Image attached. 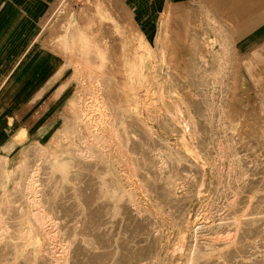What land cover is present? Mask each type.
I'll use <instances>...</instances> for the list:
<instances>
[{
  "label": "bare ground",
  "instance_id": "bare-ground-1",
  "mask_svg": "<svg viewBox=\"0 0 264 264\" xmlns=\"http://www.w3.org/2000/svg\"><path fill=\"white\" fill-rule=\"evenodd\" d=\"M9 2L16 14L33 25L23 50L0 77V88L40 48L54 59L64 58L61 67L55 65L49 82L62 79L69 67L70 73L56 90L71 84L73 92L50 136L52 149L29 147L22 152V163L10 166L6 154L0 153V264L150 263L158 252L160 256L163 234L158 212L145 200L166 206L176 218L187 195V190L176 193V186L183 188V180L196 177V170L168 149L142 117L124 116L125 103L120 100L125 83L117 72L126 70L127 41L137 37L134 43H141L139 30L125 20L129 17L136 24V19L122 0H99L94 7L82 4L76 12L69 0ZM211 11L201 9L196 24L187 20L188 14L183 17L185 31L183 36L178 33L187 43L186 79H177L174 69H167L177 91H190L184 96L189 115L185 126L195 136L199 155L212 167L207 196L215 203L204 213L207 219L192 224L185 248H177L181 264H264V136L259 127L264 126V92L257 93L255 109L247 112L250 116L244 104L239 110V115L258 125L250 126L241 142L240 133L230 130L231 79L221 69L229 62L228 54L220 52L231 45L229 30L210 16ZM203 29L215 33L218 43V50L206 54V61L200 59L198 45L211 37H203ZM113 66L115 74L107 72ZM132 105L139 106L140 100L134 99ZM60 139L66 143L60 144ZM60 146L73 157L65 175L48 161ZM5 171L10 178L2 185ZM169 172L177 174L172 192L163 181ZM61 225L68 233L72 229L91 236L96 249L88 252L80 243L66 245V237L58 254V241L55 244L52 238L56 232L51 231ZM35 230L43 235L40 243L33 239Z\"/></svg>",
  "mask_w": 264,
  "mask_h": 264
},
{
  "label": "rangeland",
  "instance_id": "rangeland-1",
  "mask_svg": "<svg viewBox=\"0 0 264 264\" xmlns=\"http://www.w3.org/2000/svg\"><path fill=\"white\" fill-rule=\"evenodd\" d=\"M98 2L99 0H69V3L74 10L76 8L78 9V7L82 6V4L85 5L87 3L89 6L92 5L94 7ZM102 5L99 3L98 7L100 10L104 11V7ZM156 16V20L150 24L146 23V21L134 24L129 17L125 18L126 21L128 20L126 22L128 26L135 27L143 35L139 45L135 44L138 42L137 37L133 38V42L130 40L127 41L126 70L122 73V71L118 69L117 76H120L118 79H122L125 83L122 88L123 96L120 100L121 103H125L124 116L126 118L136 117L138 119L142 117L141 119H143L149 130L156 135L168 149L173 151V153H175L178 157L194 164L196 177H192L191 180L184 179L183 182L185 183V186L183 188L181 185L176 186L175 192L178 194L187 190V195L182 200L183 205L176 218L166 206L158 207L154 205V201L151 198L145 200V204L148 202L146 206L152 208V210L154 209L156 213L158 212L156 219L159 223V231L163 234L160 256L158 252V255L151 258L149 261L150 263L148 264H181L183 262L182 254L177 247L183 245V248H185L186 244L189 242V233L192 224L207 219L204 213L209 211V206H211L210 208L212 209L215 208V203H210L207 196L209 194L210 181L213 177V170L209 162L205 160V157L202 154L199 155L195 145V136L192 130H186L185 122L189 120V115L187 107L185 106L184 96H186L185 94L187 93L190 94V91H177V88L173 86V82L171 80L172 77L167 73V69H174L173 71L177 79H186L184 72L185 66L179 65L182 63L185 65L187 56L186 39L179 36L185 31L183 27L184 15L176 16L177 21L175 22L177 24L175 25L174 30L175 38L184 42L186 45V53L184 57L180 54L179 50L177 51V49H179V45L176 44L175 41H172L173 39H163L160 43H163L169 49L174 48L175 53L173 54L172 50H169L166 51L163 56L159 54V13ZM8 22L10 23L11 20H8L7 24H9ZM30 23V26H32V22L25 21L26 25H29ZM7 24L0 28V44L4 37L3 33H10L12 31L11 28H8L12 25L7 26ZM14 31L16 33L14 35L16 36L18 33H22L23 27L20 31L17 29H14ZM178 32L182 33L180 34ZM25 36L21 43L26 42ZM206 40L209 41L207 42ZM217 44L218 43L215 40V37L211 39H202L198 45L200 59L206 61L207 55L211 51L210 49L214 45L217 47ZM232 48L234 51V44ZM201 49H204L205 51ZM46 54L51 57L49 53L46 52ZM176 56H178V60L176 59ZM60 59L62 62L60 64L58 63L57 66L61 67V64L64 63V58ZM241 63L242 61L240 64ZM248 63H250V60L248 62L244 61L242 64V68L244 67L242 74L245 75L243 77L239 75L242 79H238L237 77L240 67H234V60L232 69L227 68L228 73L225 72L229 76L227 79H231L228 107L234 112L232 115L233 121L230 126V130L234 133L236 130L237 133L241 134V136L239 134V140L241 142L246 140L245 136L249 127L256 126L258 128V125L251 124L248 118L246 119L243 115H239V110L244 104L246 109L245 113L249 112L251 114L253 109L256 107L257 93L264 89V67L247 68L245 65ZM48 64L49 63H47L45 68H43L40 75L43 76L46 72H49L50 69ZM115 69L116 67L114 66L107 68V72L109 70L110 73L115 74L117 71V69ZM54 72H56V69ZM66 72L70 73L69 67L63 72V78L58 79V81H54V86H52L51 89L49 88L46 90L43 96L33 103L29 113L19 115L18 112L22 107L20 105L22 103L21 98L28 92L31 86L22 92L20 96L15 98L14 102H10V108H4L3 106V104L7 103L10 97V92L7 90V92L2 96L1 94L3 92L0 94V153L6 154L4 159L6 160L8 166L16 162L22 163V152L27 150L29 147L47 145V148L52 149V146L49 145L50 136L54 133L55 128L59 126L61 114L67 111L65 104L73 92L71 84L68 86L65 85V87L61 88L59 91L56 90L59 83L67 76ZM7 84H4L3 87L0 88V91ZM129 87L131 89H129ZM136 96L138 97L137 99ZM124 98L126 101H124ZM134 99L137 101L140 100L139 106L132 105ZM24 103L25 101H23L22 105H25ZM230 104H233L234 106L231 105V107L229 106ZM131 106L134 108L132 109ZM73 110L74 108L71 109V111L69 110V114L73 113ZM249 113H247V115ZM247 120L249 122H247ZM242 121H244V123ZM25 126L29 128L27 131H25ZM259 127L262 131V135L264 136V126L259 125ZM59 143H62L63 145L66 141L60 139ZM55 149V152L49 155L48 161L51 165L55 166V168L59 169L63 175H65L73 163V157L70 153L65 151L64 147L60 146ZM2 177V185H4L9 181V173L7 171L3 172ZM176 178L177 174L169 172L163 180L171 192L177 182L175 181ZM65 227L66 226L61 225L51 231V234L56 232L54 233L56 237L54 236L52 238H54L53 240L55 241V244L58 241L56 244V246L59 247L57 252L58 254H62L63 252L61 250L62 246L65 244L64 240L66 237V240L68 241L66 242V245L69 244L71 246L72 244L80 243L84 246L83 250L88 252L96 249V243L92 240L93 238L91 236L79 235L72 229L68 233ZM23 230L25 231L26 228ZM38 232L40 231H33V239L37 243H40L43 235H41V232ZM92 244L94 245L93 247Z\"/></svg>",
  "mask_w": 264,
  "mask_h": 264
},
{
  "label": "crops",
  "instance_id": "crops-1",
  "mask_svg": "<svg viewBox=\"0 0 264 264\" xmlns=\"http://www.w3.org/2000/svg\"><path fill=\"white\" fill-rule=\"evenodd\" d=\"M123 2L129 7V11L133 18L136 19V23H141L142 21H146L148 24L153 23L156 20V15L159 13L160 55L169 50H172L173 54L175 53L174 48L169 49L166 45L160 43L163 39H173L172 41H175L179 45L177 51L179 50L180 54L184 57L186 45L184 42L177 40L174 33L175 25L177 24L175 22L177 21L176 16L188 14L187 20L189 19L190 23L196 24L201 17V9L208 7V11L212 10L210 16L215 17L229 30L227 34L230 37L231 45L225 48L229 53L225 49L220 50L221 53L223 51V53H227L229 56L227 65L225 67L221 66L226 69L225 72H227V68L232 69L233 60L234 67H240L237 74L238 79H242L241 77L245 76L242 74L244 69V67L242 68V64L244 61L248 62L250 60V63L245 65L247 68L264 67V0H201L199 6L197 4L198 0H123ZM11 5L12 2H9V0L0 1V28L4 27L8 20H11V22H8L7 26L12 25L8 27L12 30L10 33H3L4 37L0 44V77L9 68L17 54L19 55V51L23 50L26 42L21 43V41L25 35L27 41L31 29V23L26 25L21 14H16ZM22 27V33H18L15 36L14 29L20 31ZM183 27L185 29V25ZM197 29H199L198 26L196 27ZM141 35L143 34L141 33ZM202 35L205 38L209 36L216 39L215 33L211 34V32H206L204 29ZM233 44L234 51L232 48ZM210 50L217 51L218 46L214 45ZM179 57L182 58L181 56ZM177 58L178 56H176ZM58 59L49 57L40 48L35 49L30 57L26 61L23 60L17 70L5 81L4 84H7V82L8 84L0 91V94L3 92L2 96L8 90L10 97L7 103L3 104L4 108H10V102H14L15 98L31 86L28 92L22 96L21 102L25 101V105L21 103L22 107L18 112L19 115L29 113L33 103L42 97L46 90L54 86V81L56 80H53L52 83H49V81L53 77L55 65L62 62L60 58ZM241 61L242 63L240 64ZM47 63H49L48 67L50 70L42 76L40 75L41 71ZM179 65H183V63ZM227 77L229 76L226 74L225 78L227 79ZM263 92L264 89L258 93ZM24 128L25 131L29 129L26 126Z\"/></svg>",
  "mask_w": 264,
  "mask_h": 264
}]
</instances>
